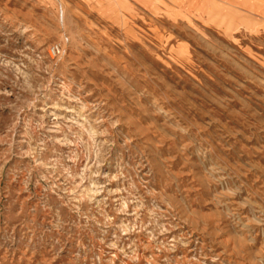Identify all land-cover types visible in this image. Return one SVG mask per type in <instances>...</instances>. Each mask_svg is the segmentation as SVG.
I'll return each mask as SVG.
<instances>
[{
  "label": "rangeland",
  "instance_id": "rangeland-1",
  "mask_svg": "<svg viewBox=\"0 0 264 264\" xmlns=\"http://www.w3.org/2000/svg\"><path fill=\"white\" fill-rule=\"evenodd\" d=\"M62 2L0 0V264H264V0Z\"/></svg>",
  "mask_w": 264,
  "mask_h": 264
},
{
  "label": "built area",
  "instance_id": "built-area-1",
  "mask_svg": "<svg viewBox=\"0 0 264 264\" xmlns=\"http://www.w3.org/2000/svg\"><path fill=\"white\" fill-rule=\"evenodd\" d=\"M61 52H62V49H61L60 45L56 44L50 48L49 53L52 57H55V56H58Z\"/></svg>",
  "mask_w": 264,
  "mask_h": 264
},
{
  "label": "bare ground",
  "instance_id": "bare-ground-1",
  "mask_svg": "<svg viewBox=\"0 0 264 264\" xmlns=\"http://www.w3.org/2000/svg\"><path fill=\"white\" fill-rule=\"evenodd\" d=\"M58 1L60 3L61 9H62V14H63V6H64V4H63L62 0H58ZM62 17H64V16L62 15Z\"/></svg>",
  "mask_w": 264,
  "mask_h": 264
}]
</instances>
